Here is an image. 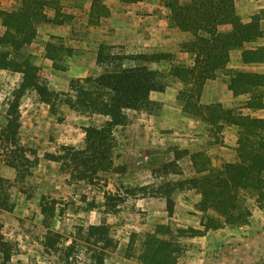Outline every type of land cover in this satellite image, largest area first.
<instances>
[{
	"label": "rangeland",
	"instance_id": "rangeland-1",
	"mask_svg": "<svg viewBox=\"0 0 264 264\" xmlns=\"http://www.w3.org/2000/svg\"><path fill=\"white\" fill-rule=\"evenodd\" d=\"M179 1L185 4L189 0ZM41 2L42 15L32 24L34 36L18 50L10 48L9 56L26 63L25 68L34 72L36 80L51 90L71 92L74 78L103 71L105 65L96 63L100 44L112 45L114 52H162L170 56L145 62L159 70L164 88L152 90L149 102L140 108L126 110L129 122L114 130V167L100 171L92 182L71 175L70 157L57 161L47 156L84 147L83 128L100 125L105 117L75 111L60 100L58 112L52 114L33 89H26L20 98V127L16 142L9 143L25 159L19 170L7 164L1 131L7 123L13 92L22 88L24 77L21 72L0 68V177L9 181L7 191L14 203L11 211L0 209L2 233L11 248L6 264H94L90 257L94 245L85 241V232L90 224L101 222L108 224L113 244L105 247L104 264H146L141 259L145 234L174 242L175 264H264V198H257L253 189L235 192V203L247 214L243 223H221L190 235L192 230H204L208 216L217 213L201 208V191L189 180L238 161L240 127L221 118L207 120L189 114L187 102L178 98L181 91L187 97V83L168 72L178 64L194 65L195 54L185 48L194 37L173 23L164 0ZM20 6L21 0H0V8L6 11H16ZM235 8L244 22L257 15L262 29L256 40L244 43L245 47L264 46V0H235ZM218 29L226 32L231 26L221 24ZM5 30L0 17V34ZM187 33L192 36L190 40ZM237 51L241 49H230L224 67L214 68L216 76L204 81L199 102L209 104L203 102L205 97L206 101L221 99L211 103L264 118V109L246 105L248 94L231 96L227 92L231 90L222 84L220 73L225 74L228 85L239 69L235 67ZM187 52L192 62L187 61ZM250 63H258L256 71L264 72V62ZM204 89L207 94L202 98ZM259 133H264V128ZM195 166L202 172L198 173ZM167 191L174 201L170 214L164 197ZM105 194H110L112 202ZM41 201L54 208L46 223ZM48 229L60 234L59 238L53 235L52 247L45 246ZM70 243L73 250L66 248Z\"/></svg>",
	"mask_w": 264,
	"mask_h": 264
},
{
	"label": "trees",
	"instance_id": "trees-1",
	"mask_svg": "<svg viewBox=\"0 0 264 264\" xmlns=\"http://www.w3.org/2000/svg\"><path fill=\"white\" fill-rule=\"evenodd\" d=\"M164 5L171 11L169 16L173 23L178 28L189 31L194 37L192 41L185 43V48L195 54L194 65L178 64L168 72L170 76L187 83V97L184 91L179 92L178 96L187 102V113L203 116L207 120L221 118L240 127L237 142L238 161L227 163L223 169H216L189 180L194 188L201 191V208H210L217 213L216 216H208L204 230L189 231L190 235H196L221 223L240 224L245 221L247 214L241 212L243 210L234 201V198H238L235 193L237 190L250 188L257 194V198H264V133H259L261 128H264V118L236 113L234 108H225L221 103L199 102L201 86L204 81L216 76L215 69L224 67L230 49L240 48L243 62H264V46L247 48L244 45L256 40L262 29L257 15L251 16L248 22L241 20L236 12L235 0H189L185 4H181L179 0H164ZM41 8V0H21V6L16 11L0 8V17L6 27L4 33L0 34V68L21 72L24 77L22 88L13 92V99L7 111V123L1 131L3 148L8 155L6 161L9 166L19 170L20 163L25 159L23 154H18L19 150L10 148L9 143L16 142L20 127V98L26 89H33L48 105L52 114L58 112L57 103L60 100L75 111L105 117L100 125H88L83 128L84 147L78 150L66 148L63 155L47 156L57 161L70 157L68 164L72 170L71 175L76 179L92 182L100 171L114 167V130L117 126H124L129 122L126 110L140 108L149 102L152 90L164 88L159 80V70L150 68L145 62L170 55L162 52L149 55L141 52H114L112 45L100 44L96 63L105 65L104 70L94 76L74 78L70 83V90L74 93L56 92L49 89L45 83L38 82L34 72L25 68L26 63L9 56L10 48L18 50L20 45L29 42L34 36L32 24L42 15V12H39ZM221 24H229L231 29L222 32L218 29ZM48 56L56 64L54 55L49 53ZM227 87L235 96L248 94V107L254 110L264 109V93H261V90L264 92V72L236 70L231 75ZM184 108L186 109L185 105ZM197 172L202 171L198 169ZM8 183L7 179L0 177V209L11 211L14 203L11 202L7 191ZM105 197L112 202L110 194H105ZM164 197L167 212L170 214L174 201L169 191ZM40 208L46 223L54 214V208L44 201H41ZM108 230V224L101 222L90 224L85 232V241L94 245L90 248V257L94 264H104L105 247L113 245ZM53 235L60 237V234H54L48 229L45 246H54ZM101 243L103 245H99ZM143 243L141 259L146 264H175V257L172 255L174 242L158 239L153 234H145ZM66 248L73 250L74 246L70 243ZM10 251V244L4 238L0 223V264H6L10 260Z\"/></svg>",
	"mask_w": 264,
	"mask_h": 264
},
{
	"label": "crops",
	"instance_id": "crops-1",
	"mask_svg": "<svg viewBox=\"0 0 264 264\" xmlns=\"http://www.w3.org/2000/svg\"><path fill=\"white\" fill-rule=\"evenodd\" d=\"M238 7V6H237ZM192 38L191 34L187 33V40H190ZM253 47H256V46H253ZM240 52V51H239ZM238 51L235 53V64L237 68H239L238 70H244V71H256V69L259 67L258 63H245L241 60V52L239 53ZM232 57V56H231ZM188 58L190 59L189 61L192 62L193 59H192V55L190 53L187 52V61H188ZM233 58V57H232ZM189 62V63H190ZM223 75L225 74H222L220 73L219 76L220 78L223 80V83L224 84L223 86H225V88L227 87V83H224V79H223ZM225 81H227V78L225 79ZM214 83L217 82V81H213ZM208 85V84H207ZM227 92L232 96V92L227 90ZM163 94V93H162ZM205 94H207V90L204 89V93L202 94V98L205 97ZM215 95V94H214ZM157 97H162V96H157ZM162 98H159V100H161ZM206 97H205V100H203L204 103H211L213 100H218V101H221V99H216V98H213L211 101L207 100L206 101ZM232 104V102L230 103ZM230 107V106H229Z\"/></svg>",
	"mask_w": 264,
	"mask_h": 264
}]
</instances>
